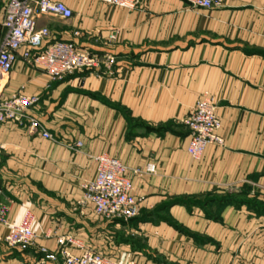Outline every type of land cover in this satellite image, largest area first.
I'll use <instances>...</instances> for the list:
<instances>
[{
  "label": "crops",
  "instance_id": "0c3cea01",
  "mask_svg": "<svg viewBox=\"0 0 264 264\" xmlns=\"http://www.w3.org/2000/svg\"><path fill=\"white\" fill-rule=\"evenodd\" d=\"M52 1L64 3L72 17L41 15L37 28L46 27L52 40L112 57L114 66L110 73L83 70L52 82L18 56L3 82L5 98L38 97L21 122L0 124L8 221L19 225L30 213L36 238L25 249L0 241V264H30L67 236L76 242L72 255L92 248L135 264H264V0H223L212 9H193L186 0H144L135 9ZM4 17L0 0V43ZM204 94L215 101L224 143L207 146L194 160L183 120ZM30 121L54 141L31 130ZM102 153L129 170L140 207L135 223L100 218L84 198L93 157ZM148 163L155 165L152 174L130 171ZM246 192L257 199L203 200ZM190 198L204 205L164 208ZM120 230L142 248L120 241ZM6 234L0 227V236Z\"/></svg>",
  "mask_w": 264,
  "mask_h": 264
},
{
  "label": "built area",
  "instance_id": "2783aa9c",
  "mask_svg": "<svg viewBox=\"0 0 264 264\" xmlns=\"http://www.w3.org/2000/svg\"><path fill=\"white\" fill-rule=\"evenodd\" d=\"M110 6L135 9L144 0H98ZM5 17L3 26L6 29L0 43V124L21 122L26 109L38 101L36 96H27L21 92L10 97L2 96V84L17 61L18 56L32 67L45 73L50 81H59L66 75L83 70H103L110 73L114 65L112 57H99L66 41L52 40L46 27L37 28V19L49 15L62 20L72 17V11L62 2L52 0H3ZM193 9H212L221 6L223 0H186ZM109 40L114 36L109 35ZM189 131L188 155L198 160L209 145L222 146L224 141L219 135L220 119L216 113V104L208 94L202 95L192 107L189 115L183 120ZM29 127L38 131L48 140L54 141L52 135L41 129L35 121ZM76 142V147H81ZM95 173L91 181L83 185L84 198L93 206V212L107 220L128 221L139 214V200L132 194V182L127 176L128 168L117 158L106 153L93 157ZM134 175L152 174L155 165L148 163L143 169L130 170ZM4 189L0 184V227L7 229L0 241L9 247H32L35 234L32 230L34 217L26 213L23 221L15 225L8 221L9 207L3 201ZM76 242L70 237L56 240L57 247L53 252L42 250V256L30 264H134L118 261L92 248H84L80 255H72L68 250Z\"/></svg>",
  "mask_w": 264,
  "mask_h": 264
},
{
  "label": "rangeland",
  "instance_id": "374dc122",
  "mask_svg": "<svg viewBox=\"0 0 264 264\" xmlns=\"http://www.w3.org/2000/svg\"><path fill=\"white\" fill-rule=\"evenodd\" d=\"M114 66V65H113ZM249 195V194H248ZM217 198H218V196H214V197H212V198H209V197H204L203 198V200H207V199H214V200H217ZM233 198H236V199H247V200H255V199H257V197L254 195V196H247V194H246V196L244 197V196H239V195H233ZM195 199H182V200H180V199H177V200H173V201H169L168 203H167V205H166V208L168 209V207H170V206H173V205H185V206H188V208L190 207V206H194L195 204H193V203H191L192 201H194ZM202 200V199H201ZM182 201V202H181ZM186 203H188L189 205H187ZM165 208V207H164ZM164 208H161V210L162 209H164ZM165 208V209H166ZM154 215H159V214H154ZM139 218H140V214H138L136 217H135V219L136 220H133V221H123L124 222V224H128L129 222H136L137 220H139ZM163 219H167L166 217L165 218H163ZM116 221H118V220H116ZM167 221L169 222V224H171V225H173V226H175V224L174 223H172L171 221H170V219H167ZM123 222H121V223H123ZM189 234V233H188ZM119 240L121 241V240H123V239H129V241H130V244L133 246L132 248L133 249H141L142 248V242L138 239V238H135L134 239V237H131V235H128L127 234V236H126V233H124V232H122L121 230H120V233H119ZM122 262H133L134 263V260L133 259H128V258H125V259H123L122 260ZM135 264V263H134Z\"/></svg>",
  "mask_w": 264,
  "mask_h": 264
},
{
  "label": "trees",
  "instance_id": "16d2710c",
  "mask_svg": "<svg viewBox=\"0 0 264 264\" xmlns=\"http://www.w3.org/2000/svg\"><path fill=\"white\" fill-rule=\"evenodd\" d=\"M247 192L246 193H242L241 195L239 196H246ZM220 202L222 201L223 203H233V202H238V201H245L247 199H236V198H233V194L232 195H227L225 197H219L217 198ZM207 200H210V199H207ZM207 200H204V202H207ZM213 200V199H211ZM182 202V201H181ZM204 202L202 203L201 201H192L191 203L195 204V205H199V206H203L204 205ZM187 205H189L188 203H186ZM262 205V204H260ZM166 207V206H164ZM259 211V209H257ZM260 210H264V206L262 205L261 209ZM133 220H136L135 218L129 220V221H133ZM119 222H123L122 220H118ZM124 223V222H123Z\"/></svg>",
  "mask_w": 264,
  "mask_h": 264
}]
</instances>
